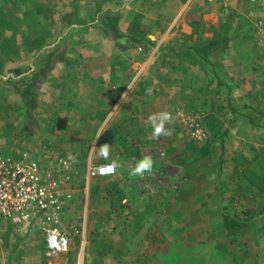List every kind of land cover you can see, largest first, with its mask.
Returning a JSON list of instances; mask_svg holds the SVG:
<instances>
[{
	"label": "rangeland",
	"instance_id": "374dc122",
	"mask_svg": "<svg viewBox=\"0 0 264 264\" xmlns=\"http://www.w3.org/2000/svg\"><path fill=\"white\" fill-rule=\"evenodd\" d=\"M228 1L76 3L85 13H105V18L115 20L116 27L120 10L125 15L128 35L120 33L115 38L141 37L148 44L140 47L142 51L154 48L164 31L172 32L167 42L161 39L158 44L162 47L155 75L163 64H171L172 69L181 67V55L174 52L176 49L183 48L182 54L191 55L189 50L201 44H221V32L242 25L239 15L234 18L228 12ZM17 19L18 8L12 6L11 0H0V47L13 58L18 57L20 49ZM37 45L38 41L29 37L25 47L32 50ZM164 48L171 49L169 55L163 54ZM186 81L187 85L172 94L173 114L168 113L175 118L171 120V134L159 140L149 139L152 147L149 144L144 150L124 152L122 156L112 147L109 137L93 134L91 149L42 151L47 156L37 164L56 181L61 199L59 220L51 228L70 237L66 252L46 254L42 221L26 228V234L12 230L7 241H1L0 236V249L5 244L17 255L30 254L26 264H75L72 257L85 235L95 243L90 246L91 257L107 256V264H264V129L246 135L229 133L222 85H214V79L200 86L191 78ZM153 89L154 95L157 89ZM185 95L189 101L180 103L179 98ZM259 105L264 106V102ZM192 123L203 128L204 141L192 135ZM98 140L103 141L102 146L95 147ZM145 156L152 158L151 171L134 174L137 163ZM103 163H113L115 174L89 176L91 168ZM87 186L88 202L85 199L74 204L75 194L72 197L70 193ZM4 223L7 222L0 220L2 228Z\"/></svg>",
	"mask_w": 264,
	"mask_h": 264
},
{
	"label": "crops",
	"instance_id": "0c3cea01",
	"mask_svg": "<svg viewBox=\"0 0 264 264\" xmlns=\"http://www.w3.org/2000/svg\"><path fill=\"white\" fill-rule=\"evenodd\" d=\"M13 1L12 6L18 8V57L13 58L0 47V152L10 158L38 163L47 156L42 151L91 149L93 134L109 137L122 156L124 152L144 150L149 144L152 147L149 139H153L154 125L150 117L173 114L172 94L187 85V78L198 86L212 79L214 85H222L229 133L246 135L264 129V106L259 105L264 102V39L258 27V21L264 19V0H229L228 12L234 18L239 15L242 25L221 32L223 42L219 46L189 50L191 55L182 54L181 47L176 49L182 68L163 64L156 76L162 47L158 44L161 39L167 42L172 32L164 31L154 48L142 51L106 30L105 13H85L77 0ZM115 19L118 31L128 35L120 10ZM29 37L39 46L27 50ZM164 49L163 54L169 55L171 49ZM153 88L156 94L146 92ZM216 90L219 92L218 87ZM186 101V95L179 98L180 103ZM173 118L163 122L166 130L172 129ZM102 143L98 140L95 147ZM74 194V204L85 199L88 202V186L72 191L70 196ZM160 198L165 199L164 195ZM32 224L7 222L3 228L0 224L1 241H7L12 230L26 234ZM80 242L71 261L107 264V256L91 257L90 246L95 243L90 236L84 235ZM29 260L30 254L12 253L8 245L0 249V264H26Z\"/></svg>",
	"mask_w": 264,
	"mask_h": 264
},
{
	"label": "built area",
	"instance_id": "2783aa9c",
	"mask_svg": "<svg viewBox=\"0 0 264 264\" xmlns=\"http://www.w3.org/2000/svg\"><path fill=\"white\" fill-rule=\"evenodd\" d=\"M226 4L228 0H219ZM264 39V19L258 21ZM153 94L152 89H147ZM192 135L199 141L206 139L202 127L192 123ZM113 163H103L91 168L92 177H108L116 172ZM49 177V176H48ZM37 163H23L0 152V220L27 225L42 221L46 254L53 256L69 249L70 237L51 226L58 222L61 210L60 193L56 181L48 178Z\"/></svg>",
	"mask_w": 264,
	"mask_h": 264
},
{
	"label": "clouds",
	"instance_id": "9594fccd",
	"mask_svg": "<svg viewBox=\"0 0 264 264\" xmlns=\"http://www.w3.org/2000/svg\"><path fill=\"white\" fill-rule=\"evenodd\" d=\"M151 121L154 125V130L152 133V138L156 139L160 135H170V130H166L164 127V121L169 119L168 114H160L157 116L150 117ZM159 121V123H157ZM153 165L152 158L150 156H145L142 160H140L135 168L134 174H143L146 171H151ZM112 170H115V166H113Z\"/></svg>",
	"mask_w": 264,
	"mask_h": 264
},
{
	"label": "trees",
	"instance_id": "16d2710c",
	"mask_svg": "<svg viewBox=\"0 0 264 264\" xmlns=\"http://www.w3.org/2000/svg\"><path fill=\"white\" fill-rule=\"evenodd\" d=\"M105 26H106V30L108 31H111L110 33L114 36V38L118 35H120V32L118 31L117 27H116V23H115V20L109 18V17H106L104 20H103ZM146 43V44H145ZM218 42L216 41H211V42H207V43H204V44H201L199 45L198 48L202 49V50H207L209 48H212V47H215V46H218ZM126 45L127 46H143V45H148L147 42H145L141 37H138V36H131L129 37L127 40H126ZM39 46V43L38 45Z\"/></svg>",
	"mask_w": 264,
	"mask_h": 264
}]
</instances>
